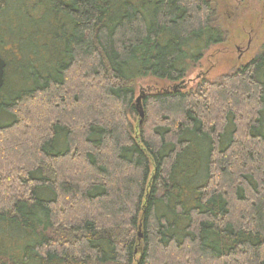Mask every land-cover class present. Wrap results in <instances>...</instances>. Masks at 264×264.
Returning a JSON list of instances; mask_svg holds the SVG:
<instances>
[{
    "label": "trees",
    "instance_id": "trees-1",
    "mask_svg": "<svg viewBox=\"0 0 264 264\" xmlns=\"http://www.w3.org/2000/svg\"><path fill=\"white\" fill-rule=\"evenodd\" d=\"M264 2V0H262ZM211 0H0V264H264V45Z\"/></svg>",
    "mask_w": 264,
    "mask_h": 264
},
{
    "label": "rangeland",
    "instance_id": "rangeland-1",
    "mask_svg": "<svg viewBox=\"0 0 264 264\" xmlns=\"http://www.w3.org/2000/svg\"><path fill=\"white\" fill-rule=\"evenodd\" d=\"M216 19L226 31V40L211 46L188 76L178 83L152 77L138 81V94L155 88L194 86L202 78L217 80L236 66L247 63L264 45V2L262 0H211ZM1 56H5L0 50Z\"/></svg>",
    "mask_w": 264,
    "mask_h": 264
},
{
    "label": "water",
    "instance_id": "water-1",
    "mask_svg": "<svg viewBox=\"0 0 264 264\" xmlns=\"http://www.w3.org/2000/svg\"><path fill=\"white\" fill-rule=\"evenodd\" d=\"M5 68H6V61L0 54V91L3 88L5 82ZM143 96H144V92L140 93V95L137 97L136 100L137 108L141 119L144 117V111L141 105V100Z\"/></svg>",
    "mask_w": 264,
    "mask_h": 264
}]
</instances>
